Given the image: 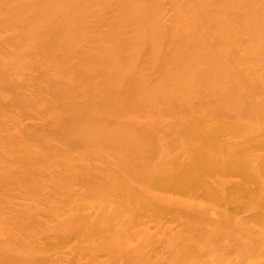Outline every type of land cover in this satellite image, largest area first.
I'll return each instance as SVG.
<instances>
[{
  "label": "rangeland",
  "instance_id": "1",
  "mask_svg": "<svg viewBox=\"0 0 264 264\" xmlns=\"http://www.w3.org/2000/svg\"><path fill=\"white\" fill-rule=\"evenodd\" d=\"M4 1L0 0V5ZM51 8V12L42 18L47 24L43 37L33 35L34 37L24 38L7 53L12 68L9 72L16 85L0 89V118L3 114L8 115V124H11L13 119L21 118L28 128L38 134L43 133V128L53 130L55 124L51 119L47 101L57 100V92L62 88L71 91L75 87L78 88L85 83V79H92L101 87L106 85L112 88L114 97L119 99V105L137 102V112L143 118H158L161 114L167 115L168 110L171 113L168 115L171 116H164L168 118L166 128L160 130L161 127H158L156 130V147L142 141L136 131L126 136L121 135L119 121H123L124 117L104 115L99 111L93 113L90 118L89 113L83 112L82 119L71 123L73 127L70 126V132L55 137L53 143L61 152L69 150L73 157H78L83 154V149H89L87 160L93 164H101L103 169H106L111 191L98 196L95 194V188L87 184L80 174L69 179V184L76 191L72 197L66 194L65 187H56L52 182L45 181L38 168L41 162L39 154H29V157L18 153L21 156L20 162H17L9 152H4V164H0V191L8 186L13 187L16 188L13 193L15 202L39 203L44 210L43 219L52 226L50 232L40 236L41 250L49 255H73L78 247L92 243L126 244L127 241L137 238V218L141 216V219H152L163 227L169 224L178 231L180 240L175 246L165 248V255L170 264H231L238 261L236 254L210 244L208 238L202 236V219L200 220L196 212L188 210L191 214H186V210H181L185 211L181 213L180 210L177 212L178 210L169 206L165 207L168 210H164V214H160L157 213L159 210L146 208L139 200L135 201L128 196L120 176L124 174L132 178L133 175L143 174L142 180H138L147 185L161 168V172L166 170L174 159L185 167L188 161H192L191 155L198 156L201 151L210 152L215 158L213 161L220 160L222 163L234 157L216 151V144L232 137L231 133L228 135L225 131H220L213 138L212 131L214 127L220 126V123L227 124L224 121L231 124L238 122L239 114L234 113L236 107L233 112L229 105L231 103L228 104L227 101L232 95L248 93L249 87L246 86L247 81L242 74L228 61L222 49L218 29L219 26H225L237 32L238 39L234 46L241 48V55L247 65L254 69L259 81L264 84V0H60L52 4ZM222 10H227L230 15L220 23L212 22L211 27L206 25L205 30L198 33L197 38L201 40L202 49L197 53L193 48L188 49V57L194 55L197 59L182 66L184 59L178 54L192 40L194 28L202 26L208 15H223ZM3 11L4 7L1 12ZM149 48H152V51L146 53ZM129 77L139 80L137 89L142 92L136 91L138 95L130 94V83L125 84ZM22 97L33 102V106L26 112L17 106V98ZM71 99L75 100L73 93ZM77 102L81 103V99H77ZM169 106L172 111L176 107L174 113L170 112ZM258 106L264 114V104L259 102ZM223 109L226 111L224 116H218ZM130 112L131 109L128 113ZM178 114L181 118L189 120L190 124L195 122L193 127H190L192 129L196 127L198 130L202 122L203 127L200 125L198 131L204 139L203 146H196L192 139H189L190 132H186L187 127L183 128L179 124L178 120L181 118L178 119ZM239 121L245 122V119ZM206 122L208 124L203 125ZM229 127L230 124L226 125V129L223 128L228 130ZM23 138L24 135H18L14 140L20 142ZM232 139L239 143L244 140L242 135H236ZM263 144L264 137H255L244 144L240 152L246 148L254 155L264 156ZM199 147L201 151L196 152ZM35 149L41 151L38 147ZM16 165L24 167L25 175L28 176L32 169L36 168L33 188H30L28 183L19 187L15 184V179L9 178L11 173L15 172L16 169L13 168ZM173 165L171 166L174 169ZM178 166L175 169H179V173L184 172ZM58 169L59 177L66 178L64 169ZM221 172L220 175L215 173V176L207 178L211 182V189L217 187L218 179L227 178L222 177ZM234 180L237 181L235 183L244 182L234 178L228 184ZM244 185L251 190L248 191L250 196L253 194L251 197L248 194L247 197L227 194V204H223L224 208L217 205L218 209H225V214L234 213L233 208L243 214L246 210L247 220L249 217L259 218L260 213L261 217H264V206L258 205V194L254 192L257 184L245 182ZM205 191L197 189L182 197L198 200L202 197L205 201ZM173 194L176 197L173 191L169 193ZM52 206L58 207L59 212H62L63 206L64 209L72 208L74 215L68 211L60 217H55L51 212ZM105 212L115 215L109 217L108 214H103ZM1 214L0 217L4 220V236L7 239L10 237V241H18L20 237L27 238L32 233L33 230L20 214L18 215L21 219L9 209H5ZM69 218L82 220L78 225L70 227L67 224ZM256 219L248 221L262 227L264 223L256 222ZM222 221L228 225L226 218ZM110 224L114 228L113 230L110 226L111 234L106 232ZM261 245V242L255 243L253 251L258 253ZM99 257L106 259V256L101 254Z\"/></svg>",
  "mask_w": 264,
  "mask_h": 264
},
{
  "label": "bare ground",
  "instance_id": "2",
  "mask_svg": "<svg viewBox=\"0 0 264 264\" xmlns=\"http://www.w3.org/2000/svg\"><path fill=\"white\" fill-rule=\"evenodd\" d=\"M57 2H60V0H5L2 5H0V89L11 86L14 87L16 85V82L13 81L9 72L12 68L7 53L11 52L12 48L24 38H29L33 35L43 37L47 24L42 21V18L51 12L52 4H56ZM3 7L4 11L1 12ZM222 14L223 15H208L202 26L194 28L192 40H190L187 47L178 54L179 57L184 59L182 66L197 59L194 55L188 57V49L193 48L195 53L202 49L201 40L197 38V36H199L198 33L205 30L206 25L211 27L212 22L220 23V21H223L225 17L230 15L227 10H222ZM218 30V34L221 37V44L223 45L222 49L225 51L228 61L242 74L241 76L247 81L246 86L249 87L248 93L240 96L235 95L236 97L232 95L233 97L231 96L227 101L228 104L231 103L229 105H231L233 112L236 107L234 113L237 114L238 112L239 114H237L239 116L238 122L234 121L235 123H232V125L231 122L224 121L227 124L220 123V126L216 124L220 129L217 126L214 127L212 131L213 138L218 135L220 131L221 133L225 131L228 135L231 133L232 137L242 135L244 140L241 143L233 141L232 137H230L216 144V151L218 150L220 153L227 154L229 157H236V155L237 157H231L233 160L230 158L229 160L231 161L226 160L228 162L224 161V163H222L223 161L220 160L218 162L216 160L213 161L215 158L212 154V157H210V152L207 151L206 153H202L200 147L203 146L204 139L200 136V132L198 131L203 127L201 125L202 122L198 130L195 129L196 127L192 129L190 127L191 125L193 127V123L195 122L190 124L189 120L181 118L180 115H182V113L179 112L181 113L180 115L178 114V119L181 118L178 120L179 124H181L183 128H188H185V130H187L186 132H190L189 139L191 138L196 146L201 144L198 149L196 148V152L201 151L202 154L199 152L198 154L200 155L198 156L194 154L196 157L191 155L190 160L192 161H188L189 163L187 162L185 167H182L180 161L173 158L174 161L172 163H170L171 161L169 162L170 166L168 165L169 167L167 166V168L165 167L166 170H163L164 174H162L161 168L160 172H158L156 176L153 177L154 179L152 178L147 185L142 184L143 182L141 183L138 180H142L143 174L133 175L132 178L121 174L120 179L129 197L137 201L139 200L140 202H138L146 208L150 207L155 211L159 210L157 213L163 212L162 214H164V210H166L165 207L169 206L172 209L178 210L177 212L180 210L181 213L185 212L181 210H186V214H188L190 210H192L191 212H196L200 220L202 219L200 227L202 236L208 238L207 241L210 244L227 249L229 251L228 253L236 254L238 261L231 264H264V217H261L262 213L258 216L259 218H254L257 220L256 222L263 224V226L260 227V224L248 221L249 219L254 221V219H251L253 217H249L247 220L248 215H245L247 212L246 210V212L244 211L245 214H243L241 211L237 209L234 210L233 208V210H231L234 211V213L228 212L229 214H225V209H218L220 205L224 208L225 205L223 206V204L226 202L225 197L227 194H240V196L245 195V197H247L246 194L251 190L245 187L247 185V183L244 185L245 182L257 184L256 189L254 188V192L258 194V205L264 206V156L254 155L252 151L246 148H243L240 152V148H242L244 144L252 141L255 137H264V114L263 110L258 106L259 102L264 104V84L259 81L254 69L247 65L246 60L241 55V48L239 46H234L238 39L237 32L225 26H219ZM151 51L152 48H149L146 50V53H150ZM128 83H130L131 95H134V93L138 95V92H142V90L137 89L140 83L139 80L129 77L125 84ZM72 93L74 94L75 100L71 99ZM56 97L58 98L57 100L47 101L55 128L53 130L43 128L42 134H38L35 130L28 128L27 123L21 118L13 119L10 121L11 124H8V115H1L0 164H4L2 161L5 151L9 152L15 160L17 159V162H20L19 158L21 156L18 153H22L24 156L29 157V154H39L38 158L41 162H39L40 166L38 168L39 172L43 173L45 181L52 182L56 187H65L66 194L70 197L74 196L76 191L74 190L75 188L69 184V179L71 177L74 178L77 174H80L81 178L87 184L95 188V194L97 196L98 194L100 195L111 191L107 182L106 169L104 170L101 164H93L91 161L87 160L86 157L87 154H89V149H83V154L78 157H73L69 150L61 152L53 143L55 137L64 136L70 132L71 123H75L79 118L82 119L81 115L83 112L89 113V118L92 117L91 115L96 111L104 115L113 114L119 118L124 117L123 121H119L120 134L126 136L129 135L130 132L136 131L142 141L146 144H154L153 147H156L157 144V128L161 127L160 130L166 128V125H168V118L164 116H171L168 115L171 114L168 110L167 115L161 114L158 118L153 116L143 118L137 112V109H139L137 102H129L127 105L123 106L119 105V99L117 96L114 97L112 88L106 85L105 87H101L99 84L94 83L92 79H85L84 84L78 86V88L75 87L72 91L62 88L57 92ZM77 99H81V103H78ZM229 100L235 101L236 104L234 102L235 105L232 104ZM16 102L17 106L25 112L33 106L31 100L23 97L17 98ZM175 108H173V111H175ZM130 109L132 112L128 113ZM171 109L172 108H170V112H173ZM224 111V109L220 111L223 114L219 113V115L218 111L217 115L223 117L226 113V111ZM241 119H245V122H240L239 120ZM207 124L208 122H206V124L203 123V125ZM229 124V129L225 130L226 125ZM71 127H73V125ZM18 135H24V138L20 142L14 140ZM202 140L203 143H201ZM35 147H38L41 151H37ZM240 153L242 156H239L241 155ZM76 162L82 163L78 164ZM218 163L220 164V168ZM171 165L174 166V169L180 165L178 167H180V170H184V172L179 173L177 171L179 169L174 170ZM79 166L81 170H79ZM59 167H62L64 172L67 173L66 178L59 177ZM162 167H164V165ZM13 169L16 170L14 173H11L9 178L12 177L15 179V181H17V183H15L17 186L21 187L23 184L28 183L30 188L34 187L33 182L36 181L34 177L36 168L32 169L29 176L25 175L26 171L22 166L16 165ZM219 169H221L222 172L219 171ZM174 171H177V174H175ZM172 172H174V174H172ZM219 172H221L222 177L227 178L218 179L216 183L217 187L213 190L211 189V182L207 178L215 176V173L216 175H220ZM234 178L239 179V181L242 179L244 182L235 183L237 181L234 180L228 184L229 181ZM57 180H59V182H57ZM231 183L233 184L231 185ZM208 188L210 190H208ZM154 189H157V191L155 192ZM197 189L206 190V195H204L206 198L205 201L202 197L200 198L202 200H198V198L196 199L194 197V199H191V197H189V199L182 197L184 195H189V193ZM15 190L16 188L9 186L1 189L0 215L2 216L1 213L5 209L17 213V218L21 219L18 215L20 214L23 219L26 220L29 228L33 231L27 238L20 237L18 241H10V237L7 239V237L4 236V220L0 217V264H170L165 255V248L175 246L180 240L178 231L175 227L169 226V224H166L167 227H163L162 225L160 226L158 222H153L152 219H141L140 216V218H137L138 221L136 224L137 238H134L132 241H127L126 244L92 243L78 247L73 255L63 253L49 255L41 250L39 244L40 236L52 230V226L49 222L45 221L42 217L44 215V210L39 203L34 201L15 202V197L13 195ZM172 191L175 193L176 197L174 194L169 195ZM249 194L248 196H250ZM206 201H208L209 204ZM249 205L247 204V206ZM62 208V212H59L60 209L58 207L52 206L51 212L55 217H60L68 211H70V214L74 215V210L72 208L68 207L64 209V206ZM161 209L162 211H160ZM220 212H222V214ZM103 214L106 216L109 215V217L115 215L114 213L111 215L112 212L110 214L107 212ZM192 214L196 215L195 213ZM244 215L246 218H244ZM222 218L228 220V225L223 223ZM81 220L80 218H69L67 224L70 227L74 226V224L76 226ZM110 226L114 230L112 224H110L108 228H106V232L109 231ZM226 227H228V230H231L227 231ZM112 229H110V231H112ZM257 242L262 243L258 253L253 251V246ZM100 254L106 256V259L100 258Z\"/></svg>",
  "mask_w": 264,
  "mask_h": 264
}]
</instances>
